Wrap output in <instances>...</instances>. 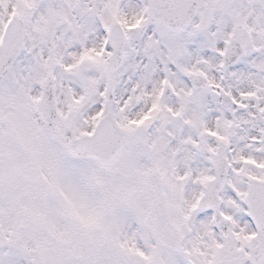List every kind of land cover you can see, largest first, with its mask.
<instances>
[{"label":"snow or ice","instance_id":"obj_1","mask_svg":"<svg viewBox=\"0 0 264 264\" xmlns=\"http://www.w3.org/2000/svg\"><path fill=\"white\" fill-rule=\"evenodd\" d=\"M0 264H264V0H0Z\"/></svg>","mask_w":264,"mask_h":264}]
</instances>
